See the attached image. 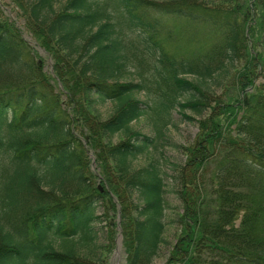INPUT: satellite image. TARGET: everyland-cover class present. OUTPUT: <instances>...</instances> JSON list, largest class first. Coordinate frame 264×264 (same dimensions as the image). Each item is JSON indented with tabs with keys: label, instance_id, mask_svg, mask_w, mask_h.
I'll return each instance as SVG.
<instances>
[{
	"label": "trees",
	"instance_id": "16d2710c",
	"mask_svg": "<svg viewBox=\"0 0 264 264\" xmlns=\"http://www.w3.org/2000/svg\"><path fill=\"white\" fill-rule=\"evenodd\" d=\"M10 1L24 26L0 9V264H94L80 250L95 246L100 209L121 212L126 264H153L166 183L155 159L133 164L172 110L198 133L176 178L181 233L166 264H264V0ZM157 16L201 25L208 44L166 47ZM216 75L240 98L203 86ZM146 116L157 137L131 127Z\"/></svg>",
	"mask_w": 264,
	"mask_h": 264
},
{
	"label": "rangeland",
	"instance_id": "374dc122",
	"mask_svg": "<svg viewBox=\"0 0 264 264\" xmlns=\"http://www.w3.org/2000/svg\"><path fill=\"white\" fill-rule=\"evenodd\" d=\"M158 2H164L168 0H154ZM208 6H217L222 3V0H199ZM67 2V0H58L57 9L60 10L62 6ZM0 9L4 12V16L16 21L19 28L23 30L24 20L19 16V10L11 3L10 0H0ZM160 31H165V33L171 36H164L166 47L171 45L174 50L183 47L184 50L191 54L195 48H202L204 45L208 44V35L206 31L201 28V25H191L187 21L177 20L176 18L160 17ZM196 26L197 28L193 27ZM164 33V32H163ZM195 34L200 42L191 43L190 38ZM26 39L30 42L31 46L37 47L36 42L25 33ZM202 40V42H201ZM206 42V43H204ZM171 48V47H170ZM38 52L37 62L47 71L53 72V65L51 63L50 57L39 47L36 48ZM190 80L194 82L203 83L202 79L195 76H189ZM220 84H219V83ZM207 89H211L214 95L218 98L225 100L230 97L238 99L240 98V93L234 88V82L232 78H222L216 75V79L207 80V83L203 85ZM246 99V98H245ZM144 100L146 98L144 97ZM113 104L106 103L99 107V111L103 115L104 119H108L113 113ZM188 114L195 116L192 112L188 111ZM197 120L201 119L196 117ZM134 130L141 131L143 134L157 137L155 122L151 120L149 116L143 117L140 121L134 122L131 126ZM165 134L164 138L158 140L157 148L152 149L149 154L142 155L134 161V167L140 168L147 165L150 161L155 159L159 162L163 176L166 183V201H167V229L165 234V243L163 244L158 258L155 259L153 264H166L170 252L172 251L174 245L177 242V237L181 233L180 228L175 223L178 214L182 213V203L177 195V184L176 178H179V173L182 171L187 164V153L186 148L190 147L194 142L196 135L198 133L197 123L189 122L184 120L176 110H172L169 116V123L167 127L163 130ZM93 170L96 171L97 175L99 172L96 170V160L93 155ZM95 161V165H94ZM215 167L211 166L208 172L205 173L206 180V190L208 196L213 192L211 176L215 171ZM203 185V184H202ZM201 185V189H203ZM212 197H209L211 199ZM98 215L101 216L102 221L95 225V232L98 237L95 241V246L92 247V251L87 249H81L82 254H87L90 261L94 264H126V254L123 249V245L118 247L117 240L119 238L118 230V213L117 214H106L103 209H100ZM114 241V247L111 245V240ZM103 262V263H102Z\"/></svg>",
	"mask_w": 264,
	"mask_h": 264
},
{
	"label": "water",
	"instance_id": "95a60500",
	"mask_svg": "<svg viewBox=\"0 0 264 264\" xmlns=\"http://www.w3.org/2000/svg\"><path fill=\"white\" fill-rule=\"evenodd\" d=\"M94 165H95V161H94ZM120 214H119V221H118V230L120 231V234H119V239L117 240V244H118V247L121 245V238H122V235H121V223H120Z\"/></svg>",
	"mask_w": 264,
	"mask_h": 264
}]
</instances>
